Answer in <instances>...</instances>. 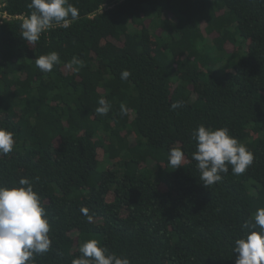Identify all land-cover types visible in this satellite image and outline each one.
I'll list each match as a JSON object with an SVG mask.
<instances>
[{
	"label": "trees",
	"instance_id": "trees-1",
	"mask_svg": "<svg viewBox=\"0 0 264 264\" xmlns=\"http://www.w3.org/2000/svg\"><path fill=\"white\" fill-rule=\"evenodd\" d=\"M69 2L79 18L32 45L23 18L0 24V126L15 139L0 185L26 177L41 197L52 246L34 264H71L92 238L131 264H235L242 225L264 207V0ZM29 3L6 9L26 17ZM52 51L60 62L42 72L35 58ZM200 124L247 146L245 173L229 166L203 185L192 159ZM172 147L185 154L175 170Z\"/></svg>",
	"mask_w": 264,
	"mask_h": 264
},
{
	"label": "clouds",
	"instance_id": "clouds-1",
	"mask_svg": "<svg viewBox=\"0 0 264 264\" xmlns=\"http://www.w3.org/2000/svg\"><path fill=\"white\" fill-rule=\"evenodd\" d=\"M28 8L32 11L20 27L21 36L29 45L35 44L54 24L67 29L79 18V9L69 0H30ZM59 62L60 56L55 51L35 58L36 67L45 73L51 72ZM68 66H76L75 70L79 71L83 61L73 57ZM130 76L131 72L125 69L120 78L127 80ZM98 105L95 109L98 116L107 115L111 109L104 98L99 99ZM177 107L179 102L173 103L172 108ZM128 112V107L121 103V115ZM192 138L196 141L192 159L197 162L199 179L206 188L221 181V174L228 173L229 166L234 175H241L253 163V153L227 127L200 124L193 129ZM14 145V133L0 126V155L12 152ZM184 155L181 148H170L169 165L174 170L182 167ZM80 211L87 222L93 221L86 206ZM45 212L41 197L28 178L21 177L10 187L0 185V264H34L37 254L51 249V224ZM242 227L245 234L234 242L235 264H264V207L258 208ZM79 252L80 256L71 264H131L126 256L109 252L94 238L85 240Z\"/></svg>",
	"mask_w": 264,
	"mask_h": 264
},
{
	"label": "built area",
	"instance_id": "built-area-1",
	"mask_svg": "<svg viewBox=\"0 0 264 264\" xmlns=\"http://www.w3.org/2000/svg\"><path fill=\"white\" fill-rule=\"evenodd\" d=\"M9 0H0V24H3L5 21H10L16 18H25L23 15L13 16L7 9V3Z\"/></svg>",
	"mask_w": 264,
	"mask_h": 264
},
{
	"label": "rangeland",
	"instance_id": "rangeland-1",
	"mask_svg": "<svg viewBox=\"0 0 264 264\" xmlns=\"http://www.w3.org/2000/svg\"><path fill=\"white\" fill-rule=\"evenodd\" d=\"M228 46H229L230 48H232V46H231V45H228ZM131 140H132V141H134V136H132V137H131ZM150 164L154 165V161H153V162H151ZM150 166H151V165H150Z\"/></svg>",
	"mask_w": 264,
	"mask_h": 264
},
{
	"label": "bare ground",
	"instance_id": "bare-ground-1",
	"mask_svg": "<svg viewBox=\"0 0 264 264\" xmlns=\"http://www.w3.org/2000/svg\"><path fill=\"white\" fill-rule=\"evenodd\" d=\"M20 19H22V18H20ZM13 20V19H12ZM16 20V19H15Z\"/></svg>",
	"mask_w": 264,
	"mask_h": 264
}]
</instances>
